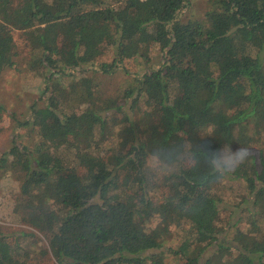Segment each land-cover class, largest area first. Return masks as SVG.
<instances>
[{
    "label": "trees",
    "instance_id": "trees-1",
    "mask_svg": "<svg viewBox=\"0 0 264 264\" xmlns=\"http://www.w3.org/2000/svg\"><path fill=\"white\" fill-rule=\"evenodd\" d=\"M208 1L204 20L183 21L190 0H0V75L16 63L13 31L22 30L54 87L48 104L19 120L40 139L0 153V170L19 178L12 216L47 236L57 263L264 264V162L252 158L230 174L251 194L230 203L223 177L206 165L161 158L186 145L250 149L264 132V0ZM156 46L160 67L125 92L149 120L115 114L113 132L104 112L123 105L97 104L77 71L109 50L111 60L98 65L105 73L138 57L150 62ZM73 97L88 105L68 110ZM5 110L0 103V119ZM173 229L182 236L170 259L158 250ZM35 238L0 232V264H30Z\"/></svg>",
    "mask_w": 264,
    "mask_h": 264
},
{
    "label": "rangeland",
    "instance_id": "rangeland-1",
    "mask_svg": "<svg viewBox=\"0 0 264 264\" xmlns=\"http://www.w3.org/2000/svg\"><path fill=\"white\" fill-rule=\"evenodd\" d=\"M209 8L210 2L208 0H190L188 6L179 13L178 18L183 21L204 20L205 13ZM13 35V55L16 63L14 66L6 68L0 75V103L6 108L3 117L0 119V153L9 151L16 143L33 147L40 139L38 131L34 127L22 125L19 120L30 119L33 106H45L48 104L49 98L53 94L52 89H54V87L47 85L46 70L34 65L32 49L25 40L24 32L22 30H14ZM111 52L112 50H109V52L107 51L100 56L95 65H88L78 69L77 74H80L78 76H88V87L98 96L97 104L105 107V102L111 99L117 100L120 105H123L124 110L121 112L112 107L104 112L110 120L111 130L114 132L117 129V126H113L112 119L115 114L117 117H122V112L126 111L136 121L147 122L149 120L148 109L142 103L135 104L132 98L127 99L125 92L135 85L136 76L142 74L146 69L160 67L162 51L159 46H156L151 52L150 62L143 61L138 57L128 60L124 66L113 73H105L98 68V65L103 60H111ZM87 105L88 102L87 104L79 105V101L73 97L68 110L77 109L81 111ZM95 105L96 103L92 102L90 108L95 107ZM255 136L258 142L250 146V149H248L249 153H252L253 150L262 152L264 149V132ZM256 162L258 167H260V162L257 160ZM158 163L156 157H150L149 165L151 168L157 167ZM15 172L9 168L0 170V232H17L21 229L36 232L37 238L35 239L37 240H34L32 248H29V252H31L30 257H28L30 264H60L56 262L49 250L47 236L17 221L12 216L13 200L19 191V178ZM219 187L222 194H224L226 202L233 203L251 196L247 184L243 180L233 178L230 174L221 179ZM231 208V204L226 205L227 210L223 213L224 218L228 219L230 217L228 214ZM237 216L233 217L232 222L237 219ZM227 223L228 221L222 227L231 229L227 226ZM240 227L244 231L251 230V227L246 225L244 221L240 222ZM181 236L182 232L180 230L173 229L172 235L165 239L158 251L163 252L165 256L171 259V250L178 246ZM27 243L28 241L23 244L26 246ZM211 253L212 251H209L205 256L207 257V254Z\"/></svg>",
    "mask_w": 264,
    "mask_h": 264
},
{
    "label": "clouds",
    "instance_id": "clouds-1",
    "mask_svg": "<svg viewBox=\"0 0 264 264\" xmlns=\"http://www.w3.org/2000/svg\"><path fill=\"white\" fill-rule=\"evenodd\" d=\"M161 158L169 164L179 162L193 167H198L201 164L206 165L212 175L222 178L233 173L242 165L251 163L252 158H256L258 162H264V152L253 150L250 157L246 144L220 150H208L203 144H200L174 149L168 156ZM193 161L197 163L193 164Z\"/></svg>",
    "mask_w": 264,
    "mask_h": 264
}]
</instances>
